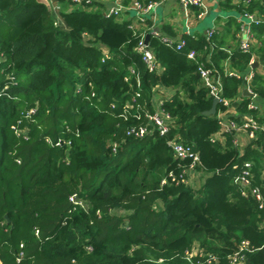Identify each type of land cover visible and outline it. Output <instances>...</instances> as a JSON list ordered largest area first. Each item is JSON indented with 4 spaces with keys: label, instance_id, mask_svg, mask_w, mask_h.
<instances>
[{
    "label": "trees",
    "instance_id": "16d2710c",
    "mask_svg": "<svg viewBox=\"0 0 264 264\" xmlns=\"http://www.w3.org/2000/svg\"><path fill=\"white\" fill-rule=\"evenodd\" d=\"M48 1L0 0V264H232L243 240L250 249L235 264H264V209L233 181L252 161L251 183L264 198V131L240 145L234 131L217 134L218 111L264 122V0L235 6L260 21L250 49L229 54L215 33L184 35L178 50L150 33L146 18L130 25L134 1L161 0H123L118 15L102 12L101 0ZM146 33L153 70L136 50ZM254 58L249 82L229 75ZM199 64L229 101L215 114H203L213 97ZM246 86L255 97L241 94ZM158 87L173 90L161 98L167 132L128 134L151 129ZM170 142L197 152L193 175Z\"/></svg>",
    "mask_w": 264,
    "mask_h": 264
},
{
    "label": "built area",
    "instance_id": "2783aa9c",
    "mask_svg": "<svg viewBox=\"0 0 264 264\" xmlns=\"http://www.w3.org/2000/svg\"><path fill=\"white\" fill-rule=\"evenodd\" d=\"M78 1V0H73ZM115 3V7L112 8L109 12H107V15L113 14L118 15L119 12L122 9H127L126 6L123 5V0H112ZM180 7L184 11L186 15L191 12V9L193 7L198 8V12L196 15L197 18H201L205 13V7L202 0H177ZM245 3H247L249 0H244ZM157 2H149L146 5H142L137 1H134L130 7L134 8L137 11V16L139 22H143L145 20V15L151 10V8L156 5ZM129 8V7H128ZM243 16L249 20L250 23L257 24L260 21V18H258L255 14L252 13H244ZM154 35H158L157 33L153 32ZM214 33V29H210L207 32V38L211 37ZM163 40L168 43L172 44L174 40H172L169 37H163ZM185 45V40L183 38H180L178 41H175V48L180 50ZM251 46V31L248 30V36L245 40H243L240 43V49L243 52H246L250 49ZM136 50L140 53L142 61L147 65L148 69L153 70L158 68V64L156 63V60L154 58V55L152 51L148 48V44L144 42V38H141L136 46ZM196 53L194 50H189L187 52V58L191 60H195ZM254 59L250 60L249 68H251V65L253 63ZM199 75L201 77V80L205 87L209 89V93L212 95L213 98H218V103H222L223 105L228 106L229 101L222 97L221 93V85L220 80L213 78L211 75V70L202 66L199 64ZM229 75H233L236 77L242 76L243 79L246 82H249L253 72L250 69L248 73L240 74L238 72L230 71ZM249 91L248 86H246ZM252 92V91H251ZM254 94V93H253ZM255 97V94L252 96ZM156 106L157 110L153 113L146 114L147 120L149 121V124L151 125V129H147L145 127H139L138 129L131 128L128 130V134H132L136 137H142L147 133H150L152 131H157L160 135H163L168 130V122L170 120V115L168 112L164 111L160 105L162 103V100H156ZM257 106L253 102H250L248 104V108L255 109ZM226 111H218L217 117H218V123H219V130L217 131V134H221L224 132H235V138L234 142L237 145L241 144V135L252 137L254 135V132L257 130L264 131V122H260L256 120L252 115L246 114L244 115L240 122H236L234 119L226 118ZM170 145L173 149L174 155L179 159H188L190 160L189 167L187 169L188 173L190 175H193L192 172L194 170V165L198 163V154L196 151L192 149V147L189 144H184L181 142H170ZM171 181L177 182H185L186 178L180 176V178H177L175 175H173L171 172L168 174ZM251 176H252V161L245 160L240 168L238 173L234 176L233 181L235 183H238L243 187V193H249L258 201V207L261 209H264V198L260 191V188L256 185L252 186L251 183ZM166 182V179L161 180V184H164ZM76 198L74 195L70 196V201L74 204L79 203V201L75 200ZM249 250L248 242L243 240L238 245V250L234 252L231 258L232 264L238 263L239 259L241 258V251ZM240 255V256H239ZM216 260L215 255H210L207 259L208 262H214Z\"/></svg>",
    "mask_w": 264,
    "mask_h": 264
},
{
    "label": "crops",
    "instance_id": "0c3cea01",
    "mask_svg": "<svg viewBox=\"0 0 264 264\" xmlns=\"http://www.w3.org/2000/svg\"><path fill=\"white\" fill-rule=\"evenodd\" d=\"M78 1L73 2L77 3ZM202 1L205 13L201 18H197L192 11L186 15L177 0L158 1L145 15V18L151 22L150 33L154 34L153 32H155L161 37H169L174 41H178L184 35L203 34L207 36V32L211 27L214 29L215 36H213L216 38L215 43L218 48L225 50L229 54L233 49L240 47V43L247 38L248 30L253 24L235 9V6L242 0ZM101 2L103 4L102 12L107 13L115 7V3L112 0H101ZM72 6L74 7L75 5L71 4ZM134 10V8L130 7V12L126 15V18L130 19L132 27L140 28V22ZM164 26H169V28L163 29ZM224 68L227 70L225 63ZM259 68L260 70L262 69L261 67ZM250 69H253L252 66L243 74L248 73ZM172 92L173 90L169 88L158 87L155 99L162 100V97H168ZM260 110L264 117V103L261 105ZM228 113L236 114L232 110L228 111ZM244 136H242L241 140Z\"/></svg>",
    "mask_w": 264,
    "mask_h": 264
},
{
    "label": "water",
    "instance_id": "95a60500",
    "mask_svg": "<svg viewBox=\"0 0 264 264\" xmlns=\"http://www.w3.org/2000/svg\"><path fill=\"white\" fill-rule=\"evenodd\" d=\"M36 1L45 4L48 8L50 7L48 0H36ZM148 38H149V33L145 34V36H144V42L145 43H147ZM257 65H258V62L256 60H254L251 66H252V68H255ZM242 95H247V96L252 97L254 94L251 91H249L247 87H244L242 90ZM217 104H218V98H213L210 108L208 110H205L203 112V114H205V115L215 114ZM235 104H236V102L232 103V105H235Z\"/></svg>",
    "mask_w": 264,
    "mask_h": 264
},
{
    "label": "rangeland",
    "instance_id": "374dc122",
    "mask_svg": "<svg viewBox=\"0 0 264 264\" xmlns=\"http://www.w3.org/2000/svg\"><path fill=\"white\" fill-rule=\"evenodd\" d=\"M136 13H137V11L136 10H134ZM210 29H212L211 27H210Z\"/></svg>",
    "mask_w": 264,
    "mask_h": 264
}]
</instances>
